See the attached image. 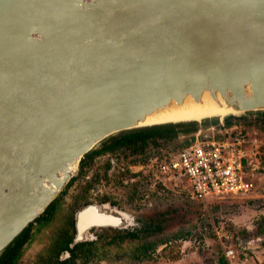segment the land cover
I'll return each mask as SVG.
<instances>
[{"label": "water", "instance_id": "obj_1", "mask_svg": "<svg viewBox=\"0 0 264 264\" xmlns=\"http://www.w3.org/2000/svg\"><path fill=\"white\" fill-rule=\"evenodd\" d=\"M205 92L232 111L147 122ZM259 112L264 0H0V257L109 137L197 122V139ZM110 208L86 205L70 246L133 222Z\"/></svg>", "mask_w": 264, "mask_h": 264}, {"label": "rangeland", "instance_id": "obj_2", "mask_svg": "<svg viewBox=\"0 0 264 264\" xmlns=\"http://www.w3.org/2000/svg\"><path fill=\"white\" fill-rule=\"evenodd\" d=\"M244 116L245 119L240 117L239 122L257 132L262 146L256 172L258 186L249 194L224 199L213 196L197 199L190 196L189 184L182 179L177 180L176 186L166 183V189L159 185L155 187L148 181L141 190L134 183H125L124 178L126 173L141 170L143 162L131 156L107 153L101 155L87 174L72 184L66 193H63L64 187L58 195L61 197L55 200V207L61 209V205H64L63 214H73L74 208L90 202H106L102 199L108 197L115 207L129 213L140 225L142 223L139 220L144 217L164 216L163 230L147 238V241L156 244L155 251L150 250L147 256L140 259L134 255L140 240L129 238L120 247L104 237L98 241L99 245H103L97 255L100 264H220L222 254L227 257L229 264H264V130L260 126L258 113ZM219 127L207 130L204 134L211 133L217 137ZM196 137L180 135L166 146L152 147L150 158L175 153L176 149L195 142ZM107 160L111 162L109 167L105 165ZM97 172L101 174L100 180L83 197L81 191L86 180ZM91 195L98 197L92 199ZM107 203H110L109 200ZM62 219L57 221L56 227L61 226ZM39 225L41 221H37V224L34 222L31 240L25 244L19 264L40 262L38 254L48 244L46 234L51 232V227L43 230L42 226L40 230ZM166 241H169L167 249ZM229 250H233V253L227 255Z\"/></svg>", "mask_w": 264, "mask_h": 264}, {"label": "trees", "instance_id": "obj_3", "mask_svg": "<svg viewBox=\"0 0 264 264\" xmlns=\"http://www.w3.org/2000/svg\"><path fill=\"white\" fill-rule=\"evenodd\" d=\"M258 115L260 126L262 130H264V112H259ZM240 117L245 119L244 115L231 116L226 119L225 124L230 125L233 121H239ZM197 129V122H189L131 129L121 132L118 135L111 136L108 139L104 140L100 144V146L86 154V156L81 161L78 176H75L69 181L63 193H66L68 188L72 184H74L80 178L84 177L87 174L89 168L95 162H97L101 155L107 153L119 155L123 154L126 157L131 156L134 158V160L139 159L143 162V168L141 170H139L138 172L125 174L126 178H124V182H126V179H128V181L131 179V181H129L128 183L136 184L141 190L145 188L146 184H148V181L151 182V184H153L155 187L159 185V187L164 189H166V183L168 185L170 184L176 186V184H178L177 182H166L161 178L159 174V166L161 163L167 160L168 154L150 158L151 150L155 147L159 148L161 146H166L170 140L175 139L180 135H194ZM220 136L221 134L218 133L217 137ZM193 140L194 139L192 136V141ZM260 147L261 148H259V153L262 149V146ZM182 148L183 147H180L175 151H178ZM105 165L109 167L111 165L110 160H107ZM100 178L101 174L97 172L95 175H92L89 180H86L81 191L83 197L87 195L92 185L96 181H99ZM59 197H61V195L57 198ZM55 200L36 220L41 221V226L39 225L38 227V229L40 230L42 229V226L44 227L43 230H45L48 226L51 227V232L49 234H46V236L48 237V244H45L44 249L38 254L40 262L36 264H100L99 262L90 263L86 259L81 260V262L78 261V258L80 256L86 258V256L92 253H96V255L99 254L100 246H98V241H87L76 244L74 248L70 247L69 244L72 242L75 233L72 212L69 214H63V210L65 208L64 205H61V209L60 207H55ZM108 200H110L108 197H104V199H102V201ZM56 209L57 211L55 212ZM61 218H63L60 221L61 226L56 227L55 224L58 223L57 221ZM142 219L144 220V225L141 229L136 228L134 231H128L127 233H118V235H116V237H114L113 239V242L120 245V247L122 246V243L126 238H130L132 240H140L134 253V255L140 259H142L143 256H147V253L150 250H156V244L151 241H147V238L150 234L162 231L165 223V218L163 215L162 217L150 215ZM33 225L34 223L26 228L22 232V234L14 241V243L5 250V252L0 257V264L20 263V257H22L24 253L25 243H28L31 240ZM164 243L166 245L165 249H167L169 247V241H166ZM65 250H69L71 256L67 260H60V254ZM219 261L220 264H229V261L224 254L220 256Z\"/></svg>", "mask_w": 264, "mask_h": 264}, {"label": "built area", "instance_id": "obj_4", "mask_svg": "<svg viewBox=\"0 0 264 264\" xmlns=\"http://www.w3.org/2000/svg\"><path fill=\"white\" fill-rule=\"evenodd\" d=\"M219 128L220 137L203 133L192 144L169 154L159 166L161 178L187 181L190 196L197 199H224L255 191L261 139L239 121ZM232 253L229 250L227 255Z\"/></svg>", "mask_w": 264, "mask_h": 264}, {"label": "flooded vegetation", "instance_id": "obj_5", "mask_svg": "<svg viewBox=\"0 0 264 264\" xmlns=\"http://www.w3.org/2000/svg\"><path fill=\"white\" fill-rule=\"evenodd\" d=\"M113 167H114V165H113ZM131 173H134V172H131ZM127 178H131V177H127ZM129 181H131V179ZM129 181H128V179H126L125 183H128ZM95 195H97V194H95ZM90 197L92 199H94L98 196H92L91 195ZM107 202L108 201H106V202H90V203H85L78 208H74V211L72 214V217L74 219V226H75V233H74L73 240H74L76 232H77V221H78L77 218H78V215L80 214V212L82 211V209L86 205L91 204V203H107ZM109 202H110V207H111L110 209L115 208V205L111 202V200H109ZM139 221L142 223L141 225L138 224V222H136L134 220L131 224L130 223L129 224H123L122 223V224L117 225L116 222H108V217L105 216L101 220L97 221L96 223L88 226L87 239L82 241V242H87V241H95L96 242V241H99V239H103L104 237H107V241L110 243H113V239L116 235H118V233L119 234L127 233L128 231H134L136 228L141 229L143 227L144 220L140 219ZM35 223L37 224V221H35ZM105 232H107V234H104ZM109 232H111V233H109ZM128 239L129 238H126L125 241ZM73 240H72V242H73ZM71 243L69 245H71ZM78 243H81V242H78ZM98 246L102 247L103 245H99V242H98ZM74 247H71V248H74ZM97 255H99V254H97ZM97 255H96V253H92V254H89L88 256H86V258L80 256L78 258V261L81 262V260L86 259L90 263H97L98 261L100 262L99 258H97ZM70 256H71L70 251L65 250L60 254V260H67L68 258H70ZM20 259H21V257H20Z\"/></svg>", "mask_w": 264, "mask_h": 264}, {"label": "bare ground", "instance_id": "obj_6", "mask_svg": "<svg viewBox=\"0 0 264 264\" xmlns=\"http://www.w3.org/2000/svg\"><path fill=\"white\" fill-rule=\"evenodd\" d=\"M202 103H197L188 97L182 106L178 104H174L173 106L161 110L160 112L153 113L148 116L147 122H159L165 120H179V119H190L197 118L200 119L206 115L221 113L222 115L226 114L232 109L226 106L217 105L216 101H214L208 92H205L202 96ZM76 165L71 169V173L76 172ZM98 208H96L97 210ZM99 211L103 213L101 215H105L108 212L104 208H99ZM109 216V215H107ZM105 217V216H103Z\"/></svg>", "mask_w": 264, "mask_h": 264}]
</instances>
